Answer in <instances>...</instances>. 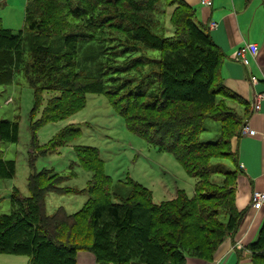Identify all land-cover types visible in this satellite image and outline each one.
I'll use <instances>...</instances> for the list:
<instances>
[{
  "label": "trees",
  "instance_id": "trees-1",
  "mask_svg": "<svg viewBox=\"0 0 264 264\" xmlns=\"http://www.w3.org/2000/svg\"><path fill=\"white\" fill-rule=\"evenodd\" d=\"M85 3L88 2L27 0L25 20L28 36L32 34L30 39L26 41L21 31L0 27V82L10 75L12 66L24 54L19 49L25 42L29 46V62L24 68L26 76L36 77L37 81L40 78L37 84L43 85L41 89L44 91L63 93V88H66L64 90L73 91L77 96L67 103L63 96L51 98L43 111L45 122L64 120L74 115L84 108L87 94H109L111 89L118 91L120 86L122 88L118 93L133 101V110L135 105H142V100L149 102L145 111H153L158 118L145 119L147 124L140 123L138 128L128 125V130L174 157L186 174L196 181L193 197L188 199L184 193L177 191L174 200L156 205L151 202L146 188L134 184L128 199L113 203L101 186L94 191L90 188L91 199L80 213L90 218L89 234L82 240L89 246L79 247L76 241L80 237L77 222L69 220L61 210L52 216L45 214V197L51 193L47 188L55 177L54 173L33 172L27 179L29 196L15 194L10 213L0 215V254L27 256L28 264H76V256L80 252L92 254L97 264H184L185 256L210 259L214 247L237 230L244 214L236 211L233 205L236 172L221 164L198 166V161L204 157L208 158V162L213 159L210 153H204L219 149L221 141L219 136L214 142L199 139L205 132V122L211 120L206 117L207 111L215 106L216 97L237 101L223 85L220 75L224 55L213 43L208 29L196 21L192 7L183 0H166L167 7H174L169 17L174 29L170 37H161L152 29L153 25L158 26L157 18L165 15L159 0H108L106 4H97L92 13H87L89 11L83 6ZM262 5L264 7V0ZM57 12H65L64 23L71 18L83 20L85 24L81 30L68 29L62 34V28L57 31L52 28ZM104 25H112L110 29L122 35V39L115 37L117 42L124 43L102 57L119 63L111 68L116 74L111 76L108 73L105 78L78 84L83 74L81 76L76 70V52L72 55L66 50L68 45L65 50L55 51L47 38L61 33L62 38L72 36L80 46H97L100 41H106ZM106 43L99 48L104 49L108 45ZM145 50L162 54L158 60H151L154 62L147 73L140 70L148 66L143 64V54H140ZM115 53L123 56L114 57ZM120 60L123 62L120 63ZM115 80L121 83L114 86L106 84ZM1 124L8 126L10 123ZM242 126L238 117V122L228 131L224 144L227 150L221 151L225 154L222 160L233 158L236 154L230 142L239 136ZM7 128L10 131V126ZM13 135L15 137V132ZM1 137L9 140L3 134ZM202 143L208 146L202 148ZM0 163L3 164L0 178L12 179L14 163L2 162L1 159ZM214 176H220L222 182L215 183ZM101 182L102 177H99L98 183ZM208 200L215 203L214 215H210L208 206L199 204ZM179 201L181 204L176 214L180 217L167 214L168 208ZM184 208L189 211L182 212ZM222 212L229 217L226 225L220 222ZM177 218L181 219L180 223ZM105 219L106 222H103ZM215 219L218 232L205 227ZM62 226L75 233L62 240ZM164 227L178 229L175 239L167 233L157 234V228ZM206 233L210 237L202 239L201 243H194L197 237ZM249 251L252 264H264V220L257 239L249 245Z\"/></svg>",
  "mask_w": 264,
  "mask_h": 264
},
{
  "label": "rangeland",
  "instance_id": "rangeland-1",
  "mask_svg": "<svg viewBox=\"0 0 264 264\" xmlns=\"http://www.w3.org/2000/svg\"><path fill=\"white\" fill-rule=\"evenodd\" d=\"M45 1L43 0L44 3ZM107 1L82 0L83 3L88 2L83 5L89 11L87 13H92L96 10L97 4L103 5ZM26 2L27 0H0V27L16 32L21 31L22 37L28 41L32 34L28 36L25 20ZM159 4L165 15L162 14L157 18L158 26L153 25L152 29L155 34L161 37H170L174 29L169 23V17L174 7H167L166 0H159ZM63 14L65 12L56 13L53 30L57 31L62 28V34H64L68 29L73 31L82 29L85 24L83 20L76 21L68 18L66 19L67 23H64L65 16ZM111 26L104 27L103 32H107L103 34L106 41H100L101 43L97 46L85 44L80 46L75 43L72 36L62 38L61 33L47 38L55 51L65 50L68 45L66 50L72 55L76 52L78 62L76 70L80 75L83 74L78 84H83L84 81L90 83V80H94V78L96 80L105 78L108 73L115 76L116 71L111 68L119 63L112 59L106 61L102 57L105 53L119 49L124 43L117 42L115 37L121 38L122 35L113 32L110 29ZM107 38L113 39L107 41ZM104 42H107L108 45L104 49L103 47L99 48ZM19 52L24 54H21L18 63L14 67L12 66L10 75L0 82V124L10 123L8 126L0 125V159L2 162L14 163L15 166L12 179L0 178V215L10 213L12 196L15 194L22 197L29 196L27 189L29 175L33 172L43 171L52 172L55 176L47 188L51 193L45 197V214L52 216L57 210H61L68 215L69 220L77 222L80 237L76 241L79 247L88 245L84 244L82 240L89 234L90 218L85 213L82 215L80 213L88 206L86 203L91 199L90 188L94 191L102 187L113 203H117L121 199H128L134 184L146 188L150 193L151 202L156 205L174 200L177 191L184 193L188 199L193 197L196 181L186 174L174 157L128 130V125L138 128L140 123L147 124L146 120L158 118L153 111H145L149 102L144 103L142 100V105H135L136 109L133 110V101L131 99L128 101L125 95L121 96L118 93L122 88L120 86L118 91L111 89L109 94L104 92L87 94L84 97V108L74 115L64 120L45 122L43 121V111L51 98L63 96L67 103L75 100L77 96L73 91L64 90L66 88H63V93L59 91L47 92L41 89L43 85L37 84L40 78L37 81L36 77H27L24 72V68L29 62L28 44L24 42L20 46ZM140 54H143V64L148 65L140 70L146 73L151 70L150 64L155 59L161 58L162 55L151 50H145ZM118 55V53L113 54L114 57ZM14 56L15 54L12 55V57ZM119 56H123V54ZM119 62L121 63L123 60ZM117 83L120 84L121 81L115 80L106 84L114 86ZM214 104L213 109L207 111L206 117L211 120L205 122V132L199 136V139L204 142H214L219 136L221 140L219 149L204 153H210L209 155L213 156V159L208 162V158L204 157L198 161V166L200 164L226 165L225 161L221 159L225 155L223 152L227 150L224 145L225 140L228 137V131L238 122L236 111L222 97H216ZM9 126L10 131L7 128ZM70 131L73 133L70 134ZM2 134L9 140H3ZM13 141L15 143H11ZM205 146L208 145L203 144L202 148ZM222 150L224 151L221 152ZM2 165L0 163V167ZM99 177H102L101 184L98 183ZM213 180L217 184L222 182L220 176H214ZM207 196L212 197V195ZM207 196L205 198L209 199ZM180 202L169 207L167 214H176ZM199 204L208 206L210 215L215 214V211L212 213L215 208L213 201L208 200L207 203L200 202ZM187 211L189 209L184 208L182 212ZM75 214L78 216H72ZM177 217L180 216L177 215ZM215 217L211 216V218ZM177 220L180 223L181 219L177 218ZM216 220L207 223L205 227L220 231ZM102 221L106 222V219ZM157 229V234L167 233L172 235L173 239H175L178 230L169 227ZM60 233L62 240H65L75 231L62 226ZM207 236L210 237L208 233L205 236L200 235L194 243H201L202 239ZM28 262V257L24 255L0 254V264H28Z\"/></svg>",
  "mask_w": 264,
  "mask_h": 264
},
{
  "label": "crops",
  "instance_id": "crops-1",
  "mask_svg": "<svg viewBox=\"0 0 264 264\" xmlns=\"http://www.w3.org/2000/svg\"><path fill=\"white\" fill-rule=\"evenodd\" d=\"M197 14L195 19L208 29L213 43L221 50L224 61L220 68L223 85L237 101L228 104L236 111L242 124L254 135L231 139L233 158L225 160L226 168L236 172L234 209L244 212L234 233H230L211 252L210 259L185 256L184 264H252L249 245L257 239L264 220V208L254 210L250 198L254 191L264 193V100L260 110L250 112L255 94H264V7L262 0H183ZM211 23L215 24L210 28ZM244 45L256 47L257 55L247 56L248 66L233 60L235 52ZM256 84L252 85L250 79ZM229 217L222 212L220 222L227 224ZM76 264H97L94 256L80 252Z\"/></svg>",
  "mask_w": 264,
  "mask_h": 264
},
{
  "label": "built area",
  "instance_id": "built-area-1",
  "mask_svg": "<svg viewBox=\"0 0 264 264\" xmlns=\"http://www.w3.org/2000/svg\"><path fill=\"white\" fill-rule=\"evenodd\" d=\"M201 5H208L209 2L208 0H200ZM210 28H214L215 24L211 23L209 25ZM251 55L252 57H256L257 55V51H256V47L253 45H244L242 47H240L234 55L233 60L235 62H237L238 64H241L242 66L246 67L249 64V61L247 59V56ZM250 83L252 85L256 84V80L254 78L250 79ZM264 100V94H255V96L253 97V101L251 103L250 106V112L251 113H255L258 112L260 110V105ZM241 135H254V132L252 130H250L247 126L243 125L240 131ZM250 205L251 208L258 211L261 210L262 208H264V193L261 192H256L254 191L251 195L250 198Z\"/></svg>",
  "mask_w": 264,
  "mask_h": 264
}]
</instances>
